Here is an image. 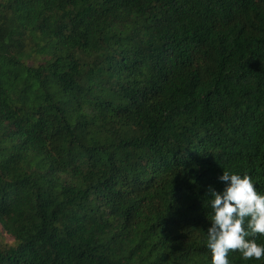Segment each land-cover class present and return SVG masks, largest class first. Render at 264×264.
Listing matches in <instances>:
<instances>
[{"label":"trees","instance_id":"trees-1","mask_svg":"<svg viewBox=\"0 0 264 264\" xmlns=\"http://www.w3.org/2000/svg\"><path fill=\"white\" fill-rule=\"evenodd\" d=\"M222 171L264 194V0H0V264H209Z\"/></svg>","mask_w":264,"mask_h":264},{"label":"clouds","instance_id":"clouds-1","mask_svg":"<svg viewBox=\"0 0 264 264\" xmlns=\"http://www.w3.org/2000/svg\"><path fill=\"white\" fill-rule=\"evenodd\" d=\"M218 179L225 184L222 191L210 189L209 264H229L230 250L239 251L244 260H264V244L248 239L264 234V194L256 191L246 174L222 171Z\"/></svg>","mask_w":264,"mask_h":264},{"label":"rangeland","instance_id":"rangeland-1","mask_svg":"<svg viewBox=\"0 0 264 264\" xmlns=\"http://www.w3.org/2000/svg\"><path fill=\"white\" fill-rule=\"evenodd\" d=\"M4 239H5L6 241H9V240H10V238H9L7 235H4Z\"/></svg>","mask_w":264,"mask_h":264}]
</instances>
